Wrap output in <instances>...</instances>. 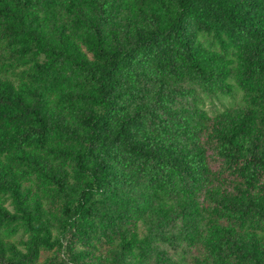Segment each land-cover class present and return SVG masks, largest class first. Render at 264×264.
Listing matches in <instances>:
<instances>
[{
	"label": "trees",
	"instance_id": "1",
	"mask_svg": "<svg viewBox=\"0 0 264 264\" xmlns=\"http://www.w3.org/2000/svg\"><path fill=\"white\" fill-rule=\"evenodd\" d=\"M0 264H264V0H0Z\"/></svg>",
	"mask_w": 264,
	"mask_h": 264
},
{
	"label": "rangeland",
	"instance_id": "2",
	"mask_svg": "<svg viewBox=\"0 0 264 264\" xmlns=\"http://www.w3.org/2000/svg\"><path fill=\"white\" fill-rule=\"evenodd\" d=\"M183 86L184 89H190L197 96V103L199 106L204 109L209 115H215L217 113L223 112L227 109L238 108L246 102V97L243 92L235 87L233 93L230 94H221V93H207L202 90H199L195 85L187 84ZM23 235L17 233L13 237L9 238L10 241L18 240L22 238ZM181 252V251H178ZM46 255L42 253L41 260ZM178 255V254H177Z\"/></svg>",
	"mask_w": 264,
	"mask_h": 264
}]
</instances>
